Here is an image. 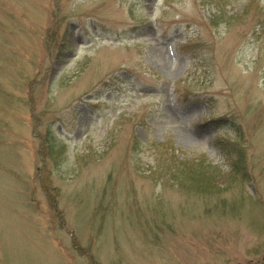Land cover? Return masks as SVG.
<instances>
[{
    "label": "rangeland",
    "instance_id": "rangeland-1",
    "mask_svg": "<svg viewBox=\"0 0 264 264\" xmlns=\"http://www.w3.org/2000/svg\"><path fill=\"white\" fill-rule=\"evenodd\" d=\"M0 264H264V0H0Z\"/></svg>",
    "mask_w": 264,
    "mask_h": 264
},
{
    "label": "trees",
    "instance_id": "trees-1",
    "mask_svg": "<svg viewBox=\"0 0 264 264\" xmlns=\"http://www.w3.org/2000/svg\"><path fill=\"white\" fill-rule=\"evenodd\" d=\"M41 144L42 145L39 149L40 155L42 157L43 155L48 156V154L45 153V149H47L46 145L43 142H41ZM49 152L50 154L52 153L51 150ZM236 152L237 154L239 153V151ZM237 157L238 159L233 164V167L238 171V178H236L239 179V181H245V178L248 176V172L246 169L244 155L241 153L240 156ZM183 164L181 165V167L183 166V169L180 170L181 179L179 178V180L181 183H184V187L186 188L187 192L194 193L204 200L208 197L210 198V195H212L211 197H213L214 195L215 198L219 196V193L216 191L218 190V187L213 186L214 176L208 173V171L206 170L208 167L203 161L196 162V160H185L183 161ZM213 189L215 191L214 193H212L211 191ZM218 191H220V189ZM217 202L219 201L217 200ZM226 207L227 206L223 204L222 210H224V208Z\"/></svg>",
    "mask_w": 264,
    "mask_h": 264
}]
</instances>
